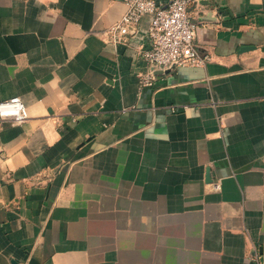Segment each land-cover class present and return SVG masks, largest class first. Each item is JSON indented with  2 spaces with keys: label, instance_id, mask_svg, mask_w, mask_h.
Instances as JSON below:
<instances>
[{
  "label": "crops",
  "instance_id": "crops-1",
  "mask_svg": "<svg viewBox=\"0 0 264 264\" xmlns=\"http://www.w3.org/2000/svg\"><path fill=\"white\" fill-rule=\"evenodd\" d=\"M126 9L0 0V264H264V0L192 4L210 59L152 85Z\"/></svg>",
  "mask_w": 264,
  "mask_h": 264
},
{
  "label": "built area",
  "instance_id": "built-area-1",
  "mask_svg": "<svg viewBox=\"0 0 264 264\" xmlns=\"http://www.w3.org/2000/svg\"><path fill=\"white\" fill-rule=\"evenodd\" d=\"M200 0H170L160 4L157 0H125L127 9L122 17L105 31L114 42L122 41L139 24L145 15L151 17L148 38L151 47L143 52L150 64V71L140 75L141 85L154 84L157 67L177 65H204L210 56L200 52L197 45L199 25L190 14L192 4ZM0 118L23 122L29 110L20 96L0 100ZM220 188V182H214Z\"/></svg>",
  "mask_w": 264,
  "mask_h": 264
},
{
  "label": "water",
  "instance_id": "water-1",
  "mask_svg": "<svg viewBox=\"0 0 264 264\" xmlns=\"http://www.w3.org/2000/svg\"><path fill=\"white\" fill-rule=\"evenodd\" d=\"M174 66H170V67H157V68H153L152 67V71L155 73V74H160L162 73L163 71H167V70H170L171 68H173ZM207 179L210 180V176H209V172H208V176H207Z\"/></svg>",
  "mask_w": 264,
  "mask_h": 264
}]
</instances>
